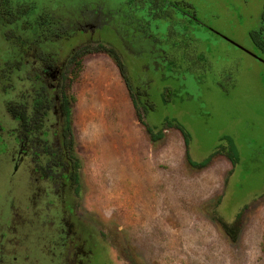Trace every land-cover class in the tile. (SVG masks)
<instances>
[{"label": "rangeland", "instance_id": "obj_1", "mask_svg": "<svg viewBox=\"0 0 264 264\" xmlns=\"http://www.w3.org/2000/svg\"><path fill=\"white\" fill-rule=\"evenodd\" d=\"M12 2L13 12L33 9L12 25L0 19V240L11 208H30L19 264H58V215H34L37 191L23 164L16 170L18 122L6 108L33 95L31 63L43 52L57 56L59 93L71 99L66 152L77 178L61 193L92 249L86 264H264V0ZM99 43L119 53L136 106L113 57L73 58ZM14 61L21 68L7 76ZM57 108L47 125L63 142Z\"/></svg>", "mask_w": 264, "mask_h": 264}, {"label": "flooded vegetation", "instance_id": "obj_2", "mask_svg": "<svg viewBox=\"0 0 264 264\" xmlns=\"http://www.w3.org/2000/svg\"><path fill=\"white\" fill-rule=\"evenodd\" d=\"M0 2L2 3L0 19L5 25H12L26 16V3H24L22 9L18 7V12H13L14 3L12 0H8L7 3L5 0H0ZM86 26L92 32L95 31L94 27H97L93 22H87ZM81 30L85 31L86 28ZM10 32L13 35L9 33H6V35L9 41L13 39V47L20 46L26 51V40L18 41L15 39L16 35H14V32L12 30ZM54 33L57 36L58 33ZM61 37L62 35L59 34V38ZM53 54L55 53L43 52L31 63V68L35 70L33 94L37 93V91L39 94L43 93L40 92V89H42L46 93L45 95L43 94V97L47 98L45 106L41 108L42 112L37 115L38 119H35L37 111L35 109L36 106H34L33 95H29L27 99L29 113L27 122L26 95L16 100L22 103L25 118L22 120L20 117H14L18 122V126L14 129V134L15 142L18 144L17 147H19L18 154L14 160L16 170L19 164H23L24 173H28L27 175L32 182L33 188L37 191L33 203V206H35L33 208L35 209V217L37 218L38 215L42 216L43 212L50 216L54 212L55 215H58V217H55L60 225L58 232L61 236L56 239L58 242H55L57 250L55 261H58V264L60 262L63 264L64 262L65 264H86L90 260L92 249L88 246L87 239L78 230L77 208H73L71 205L67 206L64 195L69 186V178L73 177L74 180L75 177L77 178V169L72 170L70 168L68 154L63 148V142L58 141L57 131L54 126L47 125L50 113L59 116L60 112L57 105H60L64 115L61 104V91L59 93L62 65L59 64L57 56L53 57ZM13 63V67L8 69L7 76H10L9 74L15 69L19 71L23 62L14 61ZM24 64L26 65L27 63ZM22 67L24 66L22 65ZM40 96L42 97V94ZM51 136L54 140L50 139ZM26 210L31 211L30 208H24L23 211L16 208H11L10 210V219L6 223L9 236L6 237L5 235L6 239L4 237L3 239L5 240H0V264H19L21 262L20 251L22 249L26 251V239L30 231L28 230L30 226L27 227ZM22 212L24 213L23 217L21 215ZM50 220L49 218L46 223L50 222ZM23 260H26V252ZM86 260L87 262H85Z\"/></svg>", "mask_w": 264, "mask_h": 264}, {"label": "trees", "instance_id": "obj_3", "mask_svg": "<svg viewBox=\"0 0 264 264\" xmlns=\"http://www.w3.org/2000/svg\"><path fill=\"white\" fill-rule=\"evenodd\" d=\"M7 1L8 0H5L6 3H7ZM31 6H30V4H26V14L27 13H30L33 10ZM263 15H264V11H263ZM58 21H59V23L61 21V24L62 25L65 24V22L63 23V19L58 20ZM38 23L40 25H42V26L49 27V25L52 23V19H50L49 16L47 17L46 15H43L42 14L39 17V22ZM262 32H263V28L261 27L262 39L264 40L263 33ZM252 34H255L254 35L255 40L260 43L261 42V38L258 36V34L255 31L252 32ZM63 36L64 35H62V37ZM262 42L264 43V41H262ZM99 51L106 52L111 57H113V59L115 60L117 66H118V69H119L122 77L125 80V83H126L127 87L129 88V90L131 92L130 83H129V80H128V77H127V74H126L125 65H124L123 61L121 60V57H120L119 53L116 51V49L114 47L108 46V45H106L104 43H99L95 47L92 48V46L90 44H86V45L82 46L81 48H79V50H77L75 52V54H73V58L74 57H77L80 54L83 55V54H86V53H89V52H99ZM13 64L14 63L11 64L12 65L11 68L13 67ZM9 68L10 67H8V69ZM40 92H43V93H40V94H42V97L40 96V94H39L38 91H37V93H34L33 96H32L34 98V106H36L35 109L37 111V113L35 115V119H38L37 118V115L42 112V109L41 108L43 106H45L46 99H47V98H44L45 96L43 97V94L44 95L46 94L45 91H43L42 89H40ZM131 96L133 98L134 105L136 106L137 103L134 100V97H133L132 92H131ZM28 98H29V95L26 96V122H27V119L29 117L28 106H27V99ZM73 100H74V98L72 99V101ZM70 101H71V99L68 96L67 92L65 91V89H62V91H61V104H62V108H63V111H64L65 126H66L65 129H64V131H63V139H64L63 140V148L66 151H68V153L72 154V148H73V138H72V135H73V131H72V123H71L72 108H71ZM6 108H7V111L13 117H15V118H19L20 117L22 120L25 118V113H24L23 105H22L21 102L16 101V100H8L6 102ZM137 116H138V119L140 120V122L146 125V123H145V121L143 119V115L138 112L137 113ZM146 127H147V131H148V133L150 135V139L152 141H157L158 139H160L163 136V130L162 129H160L159 131L156 132L153 127H151L149 125H146ZM0 130H1V127H0ZM185 136H186V143H189L188 135L186 133H185ZM229 157H232V159L235 160L234 157H233V155H231L230 153H229ZM189 161L193 165H204L207 162L206 161V162L199 163V162H196V161L192 160L191 158H189ZM76 165H78V164H76Z\"/></svg>", "mask_w": 264, "mask_h": 264}, {"label": "bare ground", "instance_id": "obj_4", "mask_svg": "<svg viewBox=\"0 0 264 264\" xmlns=\"http://www.w3.org/2000/svg\"><path fill=\"white\" fill-rule=\"evenodd\" d=\"M139 163V162H138Z\"/></svg>", "mask_w": 264, "mask_h": 264}]
</instances>
